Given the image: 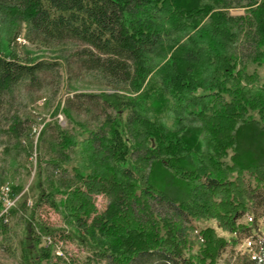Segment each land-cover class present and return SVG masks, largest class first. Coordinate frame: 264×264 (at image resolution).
<instances>
[{
    "label": "trees",
    "instance_id": "trees-1",
    "mask_svg": "<svg viewBox=\"0 0 264 264\" xmlns=\"http://www.w3.org/2000/svg\"><path fill=\"white\" fill-rule=\"evenodd\" d=\"M22 27L31 42L78 44V66L127 94H84V107L101 113L89 114L91 128L80 124V138L58 127L47 140L42 130L48 156L30 215L62 208L72 233L21 218L19 264L62 261L54 247L69 237L86 264H217L224 253L222 264H264V79L246 71L264 65V0H0V137L11 146L31 131L7 111L14 90L40 89L54 70L20 60L11 43ZM168 105L173 128L151 116ZM70 148L79 155L71 171ZM11 212L0 213V245L14 254Z\"/></svg>",
    "mask_w": 264,
    "mask_h": 264
},
{
    "label": "rangeland",
    "instance_id": "rangeland-1",
    "mask_svg": "<svg viewBox=\"0 0 264 264\" xmlns=\"http://www.w3.org/2000/svg\"><path fill=\"white\" fill-rule=\"evenodd\" d=\"M230 13L242 15L245 13V8H231ZM11 47L17 52L22 62L50 61L54 62V70L45 73L43 86L40 89L26 88L25 86L16 88L11 97L12 103L7 108L10 115L17 114L20 118H28L31 121V131L19 146L8 145L5 141L7 137H0V188L2 186L9 187L10 194L7 208L2 205V202L0 205L1 211L4 209L9 213L12 210L10 215H7L8 221L6 223L10 232L15 233L12 240L15 253L11 254L3 245H0V264H19V240L23 235L22 228H24L21 218L33 217L35 221L41 220L52 228L63 229L67 235L72 233V228L62 218V208L53 209L43 204L34 209L33 216L30 215L37 196L36 182L38 180L39 159L41 157L42 160H45L48 156V151L44 145L46 142L39 141L42 130L49 125L46 131L47 140L52 139L58 127L67 131L72 137L80 138L83 133V127L80 124L84 122V126L91 128L94 122L89 114L101 113L98 107L93 108L94 111L90 107L91 113L84 107L89 103L84 94H127L123 90H115L99 84L93 75L81 69L73 56L74 51L79 47L76 43L43 44L37 41L31 42L26 39L25 28L22 27L19 35L11 43ZM246 71L255 72L258 81H263L264 65L247 63ZM143 87L145 89L147 84L145 83ZM65 110L69 113L68 117L64 114ZM151 116L169 128L174 127V114L170 105L155 115L151 114ZM67 153L70 160L64 162L63 166L71 171V168L78 163L79 155L76 148L68 149ZM3 193H1L2 197H5ZM60 198L61 195H57L55 200L59 201ZM94 199L97 208L102 209L105 205L104 197L96 195ZM24 201L26 202V209L22 205ZM21 211L23 213H20ZM248 219L249 215L245 214L240 222L246 223ZM193 225L198 228L211 226L218 235L227 240L233 237L231 233L221 231L214 220L196 219L193 221ZM45 241L46 238H41L42 244ZM247 242V239H242L241 243L236 246V250L243 249ZM56 244L54 250L61 255L63 260L57 261L55 264H86L85 256L88 252L75 239L73 240L71 237L60 239L57 240ZM225 256L224 253L217 264H222Z\"/></svg>",
    "mask_w": 264,
    "mask_h": 264
},
{
    "label": "built area",
    "instance_id": "built-area-1",
    "mask_svg": "<svg viewBox=\"0 0 264 264\" xmlns=\"http://www.w3.org/2000/svg\"><path fill=\"white\" fill-rule=\"evenodd\" d=\"M5 190H7V192H4ZM4 192V193H3ZM1 193H3L4 194V196L5 197H2V195H1ZM10 198V194H9V187H7V186H2L1 188H0V202H2L3 204V206L5 205V207L7 208V205H8V202H9V198ZM8 211H6V210H2V212L1 213H7Z\"/></svg>",
    "mask_w": 264,
    "mask_h": 264
},
{
    "label": "bare ground",
    "instance_id": "bare-ground-1",
    "mask_svg": "<svg viewBox=\"0 0 264 264\" xmlns=\"http://www.w3.org/2000/svg\"><path fill=\"white\" fill-rule=\"evenodd\" d=\"M48 240H49V238L47 237V238H46V241H48Z\"/></svg>",
    "mask_w": 264,
    "mask_h": 264
}]
</instances>
